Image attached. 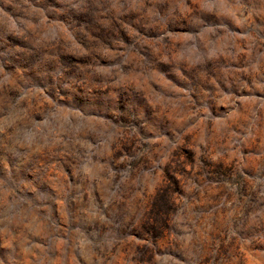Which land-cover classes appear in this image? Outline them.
Instances as JSON below:
<instances>
[{
	"label": "rangeland",
	"instance_id": "374dc122",
	"mask_svg": "<svg viewBox=\"0 0 264 264\" xmlns=\"http://www.w3.org/2000/svg\"><path fill=\"white\" fill-rule=\"evenodd\" d=\"M0 264H264V0H0Z\"/></svg>",
	"mask_w": 264,
	"mask_h": 264
}]
</instances>
